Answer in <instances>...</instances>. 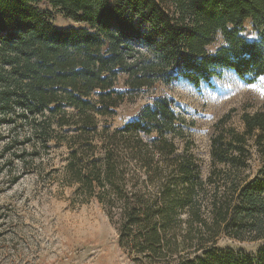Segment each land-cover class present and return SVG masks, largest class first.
Listing matches in <instances>:
<instances>
[{
	"label": "trees",
	"instance_id": "trees-1",
	"mask_svg": "<svg viewBox=\"0 0 264 264\" xmlns=\"http://www.w3.org/2000/svg\"><path fill=\"white\" fill-rule=\"evenodd\" d=\"M45 3L89 27L56 26ZM247 20L257 39L243 35ZM0 32L7 41L0 46V113L15 103L25 118H57L72 131L68 178L107 207L120 245L137 263L264 264V166L253 179L240 175L251 145L264 159V111L244 113L243 132L224 130L229 115L216 124L209 180L221 179L225 190L215 188L208 209L198 198L200 164L190 145L182 154L176 142L186 120L168 98L122 128L106 127L102 145L95 143L98 116L113 115L125 99L119 74L128 76L127 91L179 74L199 86L219 68L248 82L264 76V0H0ZM136 38L156 52L153 59L141 60ZM219 38L223 43L209 50ZM42 131L46 137L48 128ZM142 131L156 136L146 141ZM222 234L263 244L252 255L221 248Z\"/></svg>",
	"mask_w": 264,
	"mask_h": 264
},
{
	"label": "rangeland",
	"instance_id": "rangeland-1",
	"mask_svg": "<svg viewBox=\"0 0 264 264\" xmlns=\"http://www.w3.org/2000/svg\"><path fill=\"white\" fill-rule=\"evenodd\" d=\"M41 8L51 12L58 27H89L65 17L61 9L47 3ZM141 28L144 32L150 30L148 24ZM243 35L248 40L258 38L251 20L245 21ZM4 38L0 32V46L7 45ZM222 43L219 38L209 50ZM132 44L133 50L143 54L142 61L154 58L156 52L144 38H136ZM127 78L126 74H119L116 87L125 99L115 113L98 116L95 143L102 145V131L106 127L109 132L122 128L141 118L147 106L157 99L168 98L173 110L186 120L184 137L176 138V142L182 154L185 146L190 145L189 154L200 164L205 183L198 198L208 209L215 188L225 190L221 179L209 180L214 167L212 137L219 132L216 124L229 115L224 130L233 128L243 132L242 115L264 111V76L248 82L232 69L219 68L210 83L202 82L199 86L179 74L168 84L160 80L152 87L132 91H127ZM3 88L0 84V90ZM23 112L14 103L7 113H0V264H139L120 245L118 225L111 221L107 207L68 178L71 150L66 140L73 134L72 129L66 133L67 128L57 126V118L30 113L25 118ZM43 127L48 128L46 137ZM140 135L152 141L156 133L149 135L142 131ZM250 150L249 166L240 175L253 179L264 166V159L252 145ZM97 152L102 155L105 151ZM129 172L131 177L132 171ZM262 244L261 240H239L227 234L218 240L221 248L250 255L257 253Z\"/></svg>",
	"mask_w": 264,
	"mask_h": 264
}]
</instances>
